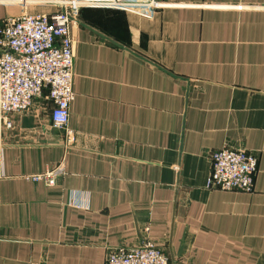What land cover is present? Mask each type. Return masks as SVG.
<instances>
[{"label": "crops", "instance_id": "0c3cea01", "mask_svg": "<svg viewBox=\"0 0 264 264\" xmlns=\"http://www.w3.org/2000/svg\"><path fill=\"white\" fill-rule=\"evenodd\" d=\"M165 1L72 19L70 134L48 89L0 130V264H107L148 240L171 264H264V0ZM58 9L0 0V29ZM224 146L258 154L253 192L207 187Z\"/></svg>", "mask_w": 264, "mask_h": 264}, {"label": "built area", "instance_id": "2783aa9c", "mask_svg": "<svg viewBox=\"0 0 264 264\" xmlns=\"http://www.w3.org/2000/svg\"><path fill=\"white\" fill-rule=\"evenodd\" d=\"M12 1V0H8ZM57 5L52 13H22L0 29V130L15 127V114L27 111L48 89L51 122L70 134V105L75 98L72 19L83 7H101L151 15L168 7L165 0H17ZM209 189L253 192L258 154L242 146H224L211 154ZM61 167V166H60ZM60 167L28 175L32 181L56 184ZM107 264H171L170 257L148 240L140 246L110 249Z\"/></svg>", "mask_w": 264, "mask_h": 264}]
</instances>
